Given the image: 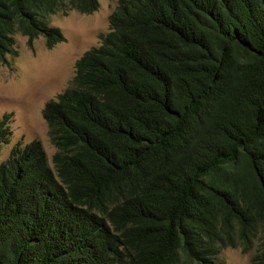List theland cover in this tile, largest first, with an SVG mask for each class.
<instances>
[{"label": "trees", "instance_id": "obj_1", "mask_svg": "<svg viewBox=\"0 0 264 264\" xmlns=\"http://www.w3.org/2000/svg\"><path fill=\"white\" fill-rule=\"evenodd\" d=\"M63 1L0 0V63L62 42ZM109 29L42 110L53 170L39 141L0 165V264H264V0H120Z\"/></svg>", "mask_w": 264, "mask_h": 264}, {"label": "rangeland", "instance_id": "obj_2", "mask_svg": "<svg viewBox=\"0 0 264 264\" xmlns=\"http://www.w3.org/2000/svg\"><path fill=\"white\" fill-rule=\"evenodd\" d=\"M118 1L99 0L97 12L89 16L76 11H68L67 16L61 11L49 16V24L57 26L68 41L57 44L52 50L45 48L42 37L34 41L30 50L26 38L18 32L15 34L18 56L9 58V65L0 64V117L4 113L14 114L12 138L0 149V164L16 143L21 141L23 146L33 140L41 142L51 164L55 148L42 119V109L68 86L74 76L76 60L98 45L100 33L108 32L109 16ZM249 257L250 254L242 255L238 248H225L219 260L223 264H249Z\"/></svg>", "mask_w": 264, "mask_h": 264}, {"label": "clouds", "instance_id": "obj_3", "mask_svg": "<svg viewBox=\"0 0 264 264\" xmlns=\"http://www.w3.org/2000/svg\"><path fill=\"white\" fill-rule=\"evenodd\" d=\"M97 1H98V8H99V0H97ZM119 1H120V0H119ZM119 1H118V3H119ZM117 6H118V4H117ZM117 6H116V8H117ZM116 8H115V9H116ZM115 9H114V11H115ZM97 10H98V9H97ZM97 10L94 11L93 13L97 12ZM60 11L62 12L63 16H67L68 11H76L77 13H79V14H81V15H86V16H89V15H92V14H93V13H91V14H83V13L78 12V11L75 10V9L69 8V6L67 5V0H64V1H63V6H62V8H61L59 11H57V12L54 13V14H49V15H47V16L45 17V22L47 23V25H48L49 27H52V28H56V29H58V30L60 31L61 35L63 36L64 40H63L62 42H59V43H63V42H65L66 39H65L64 35L62 34L61 30H60L59 28H57V26H53V25L49 24V22H48V17L51 16V15H55V14H57V13L60 12ZM64 11H65V12H64ZM114 11H113V12H114ZM113 12H112V14H113ZM112 14H111V15H112ZM111 15H110V16H111ZM110 16H109V27H110ZM109 31H110V29L108 28V32H109ZM17 32H18V31H16V32L14 33L13 38H14V36H15V34H16ZM108 32H106V33H100V34H107ZM18 33H20V32H18ZM20 34H21V33H20ZM100 34H99V35H100ZM21 35H22V34H21ZM99 35H98V45L93 46V47H98V46L100 45ZM22 36L26 38V44H27V40H28V38H27L26 36H24V35H22ZM39 37H42V38H43V42H44V46H45V38H44L43 36L40 35V36H38L36 39H38ZM36 39H34L33 42H32V48H29L28 45H27V47H28L30 50H33V43H34V41H36ZM14 43H15V38H14ZM59 43H57V44H59ZM67 43H68V41H66L65 44H67ZM57 44H55L51 49H48L46 46H45V48L48 49V50H52V49L55 48V46H56ZM65 44H64V45H65ZM15 45H16V43H15ZM15 45H14V48H15V50H16ZM58 47H59V46H58ZM93 47H91V48H93ZM91 48H90V49H91ZM90 49H88L87 51H89ZM16 51H17V50H16ZM87 51H85V52L83 53V55H84ZM17 53H18V51H17ZM83 55H82V56H83ZM17 56H18V55H17ZM17 56H16V57H17ZM82 56H81V57H82ZM81 57H80V58H81ZM9 58H15V57L7 56L6 59H7V61H8V64H2V63H0V64H2V65H9V60H8ZM80 58H79V59H80ZM79 59H77V60H79ZM77 60H76V61H77ZM74 69H75V64H74ZM74 75H75V71H74ZM73 77H74V76H73ZM72 79H73V78H72ZM72 79H71V80H72ZM69 83H70V82H69ZM68 86H69V84H68ZM68 86H67V87H68ZM67 87H66V88H67ZM66 88H65V89H66ZM65 89H64V90H65ZM64 90H63V91H64ZM61 93H62V92H61ZM61 93H60V94H61ZM58 95H59V94H58ZM58 95H57V96H58ZM57 96H56V98H57ZM56 98H55V99H51V100H56ZM49 101H50V100H49ZM47 102H48V101H47ZM47 102H46V103H47ZM46 103H45V104H46ZM43 108H44V107H43ZM42 110H43V109H42ZM9 113H12V112H9ZM4 114H7V113H4ZM4 114H3V115H4ZM12 114H13V113H12ZM3 115H2V116H3ZM41 115H42V112H41ZM2 116H1V117H2ZM1 117H0V118H1ZM13 118H14V114H13ZM42 119H43V117H42ZM43 120H44V119H43ZM13 121H14V119H13ZM44 122H45V121H44ZM12 123H13V122H12ZM12 123H11V124H12ZM45 124H46V122H45ZM10 126H11V125H10ZM46 126H47V125H46ZM47 129H48V127H47ZM11 131H12V134H13V130H12V128H11ZM11 138H12V135H11ZM11 138H10V140H11ZM49 139H50V138H49ZM33 141H38V140H33ZM31 142H32V141H31ZM39 142H40V141H39ZM50 142H51V141H50ZM9 143H10V142H9ZM9 143H8V144H9ZM18 143H20V145L22 146L21 141L18 142ZM28 143H30V142H28ZM28 143H26V144H28ZM40 143H41V142H40ZM8 144H6V145H8ZM16 144H17V143H16ZM16 144H15V145H16ZM26 144H25V145H26ZM51 144H52V143H51ZM15 145H14V146H15ZM25 145H23V146H25ZM41 145H42V144H41ZM3 146H5V145H3ZM3 146H2V147H3ZM14 146H13V147H14ZM23 146H22V147H23ZM2 147H1V148H2ZM13 147H12V148H13ZM1 148H0V149H1ZM42 148H43V147H42ZM54 148H55V147H54ZM43 150H44V149H43ZM10 151H11V150H10ZM44 152H45V151H44ZM54 153H55V152H54ZM9 154H10V153H9ZM45 155H46V153H45ZM8 156H9V155H8ZM52 156H53V155H52ZM7 158H8V157H7ZM46 159H47V162H48V158H47V156H46ZM2 163H3V162H2ZM2 163H1V164H2ZM1 164H0V165H1ZM48 165H49L50 168L53 170L52 157H51V164H49V162H48ZM232 249H233V248H232ZM234 249H236V248H234ZM238 249H239V248H238ZM239 250H240V249H239ZM220 253H221V252H220ZM219 255H220V254H219ZM242 255H243V254H242ZM247 255H249V254H247ZM218 259H219V256H218ZM219 261H220V260H219Z\"/></svg>", "mask_w": 264, "mask_h": 264}]
</instances>
